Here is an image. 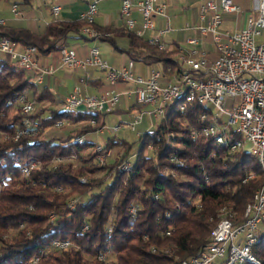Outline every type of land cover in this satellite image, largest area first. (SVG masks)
Returning <instances> with one entry per match:
<instances>
[{
	"label": "trees",
	"instance_id": "16d2710c",
	"mask_svg": "<svg viewBox=\"0 0 264 264\" xmlns=\"http://www.w3.org/2000/svg\"><path fill=\"white\" fill-rule=\"evenodd\" d=\"M84 26L80 21L50 22L34 31L0 24V37L21 49L34 46L41 54L59 53L67 47L70 34H80ZM109 31H99V39L123 51L131 61L159 64L165 75L179 71L178 59L176 63L173 57L178 50L159 49L129 30L116 32L127 40V48L120 49ZM0 54V132L7 135L0 141V264H179L207 247L225 217L224 209L234 224L244 222L245 210L263 183L261 165L248 149L232 152L241 136L234 135L219 145L200 133L207 123L200 119L205 108L187 106V112L181 114L180 101L172 103L154 130L141 135L129 172L109 164L111 178L82 183L78 174L106 168L94 163L98 154L92 149L97 144L87 138L78 143L76 138L86 128L90 129L86 135L97 131L104 114L51 108L45 117L39 111L27 116L40 128L24 126L17 103L21 94L31 92L33 109L40 102L56 101L46 88L38 90L36 73L26 72ZM66 119L86 125L60 139L45 137V128ZM24 129L27 133L18 137ZM150 145L153 153L145 156ZM54 157L75 159L83 165L76 171L71 163L52 168ZM30 161L41 167L34 169L33 164L24 178L23 168ZM252 173L254 177L249 179ZM56 187L68 192L58 193ZM71 194L81 197L69 210L66 202ZM51 214H55L52 221ZM258 235L252 251L264 264V221ZM59 241L70 245L53 248Z\"/></svg>",
	"mask_w": 264,
	"mask_h": 264
},
{
	"label": "built area",
	"instance_id": "2783aa9c",
	"mask_svg": "<svg viewBox=\"0 0 264 264\" xmlns=\"http://www.w3.org/2000/svg\"><path fill=\"white\" fill-rule=\"evenodd\" d=\"M99 0H86V11L79 16L80 22L95 21L97 4ZM256 8L248 13L246 27L233 33L218 31L221 24V14L243 13L241 8L232 0H205L199 7L197 26L198 36L186 41L189 48L178 49V74L165 75L161 68H152L147 78L133 74V61L129 60L120 69L111 67L102 59L98 48L91 47L88 56L78 59L73 49L63 47L59 51L60 67L67 70L96 68L104 74L107 84L112 90L98 96L81 95L78 89L72 90L64 99L63 109L73 112L108 113L115 110L122 97L116 88L121 83L135 85L134 94L136 102L141 108L133 115L130 128L134 130L144 115L155 121L165 118L169 101L177 96V91L199 87L200 100L218 109V118L224 120L223 128H216L211 133H220L224 137L241 135L245 139V148L259 152L264 160V41L257 42L264 33V0H254ZM61 8L53 6L51 12L58 16ZM165 6L157 4V0H120V15L124 19L127 30L135 28L132 17L134 11L139 12L142 18L140 30L135 31L138 37L155 28V17L165 15ZM11 12L15 17L22 16L18 6L13 4ZM0 24H3L0 21ZM165 31H160L163 35ZM89 40H98L100 33L83 34ZM215 53L211 61H201V53L206 52L203 44L206 40ZM149 44L165 49L157 38L150 39ZM0 53L16 61L28 73H36V80L40 83L42 76L51 75L52 66H41L35 60L38 50L34 46L18 49V46L7 37H0ZM167 72H170L167 70ZM126 91L124 94H130ZM10 103V102H9ZM17 103L21 113L28 116L33 111V104L26 95L21 94ZM187 112V106L180 110L181 114ZM205 118L200 115V119ZM24 126L31 124L27 119L22 121ZM91 124H93L91 122ZM119 126L107 132L114 133ZM104 129H98L103 134ZM21 130L18 137L25 135ZM193 137L196 133L193 130ZM77 140H84L78 137ZM236 143H234L235 145ZM96 151L102 152L103 147L96 146ZM98 161L103 163L104 156L100 153ZM30 161L23 168L28 172ZM253 174V173H252ZM250 174V175H252ZM77 202L69 204L74 207ZM135 210H132L134 213ZM264 221V187L259 196L254 197V206L249 211L245 224L223 225L213 235L212 243L193 257L187 264H216L218 259H224L225 264H238L243 257L256 258L252 252V242L257 238L259 226ZM87 229V226H85ZM167 232L166 234H168ZM68 241H59L52 244L55 249H66ZM34 260H37L34 259Z\"/></svg>",
	"mask_w": 264,
	"mask_h": 264
},
{
	"label": "crops",
	"instance_id": "0c3cea01",
	"mask_svg": "<svg viewBox=\"0 0 264 264\" xmlns=\"http://www.w3.org/2000/svg\"><path fill=\"white\" fill-rule=\"evenodd\" d=\"M40 3L37 6V10L41 18L35 20L34 16V5L31 0H21L16 4H19L21 8L22 20H13V23L19 25H12L11 23L3 22L6 26L18 27V28H27L34 31H41L48 23L58 22V23H70L78 22L79 16L86 11V0H40ZM205 0H157V4L164 5L165 15L155 17V28L153 30L145 31L140 37L143 41L148 42L150 39L157 38L165 48L168 50H178L179 48H189L186 41L190 38L198 36L197 26L199 25L198 12L199 7L204 3ZM232 2L239 6L243 13H225L221 14L222 21L219 27L222 26L225 32H236L241 31L246 27V19L248 13L256 8V3L254 0H232ZM43 5V6H42ZM53 6H59L61 8L58 16H54L51 12ZM19 9V7H18ZM132 17L135 20V28L131 32L140 30L142 26V18L139 12L134 11ZM18 18V17H16ZM87 25L85 23V28ZM82 28V29H83ZM93 28L97 31H103L110 29L113 32L110 36V39H113L118 48L126 49L127 40L123 36H119L116 32L121 30H127L125 26L124 19L120 15V0H99L97 4V14L95 16V21ZM160 31H165L163 35H159ZM101 43L108 44L111 51L106 55L101 54L103 60H105L111 67L115 69H120L123 67L130 59L128 56L120 50L114 49L111 44L107 41L98 39ZM93 40H89L81 34L71 33L70 37L67 39V47L73 49L76 53L78 59H84L88 56L89 49L91 47H96L100 49L97 44L89 46V43ZM18 49L21 48L18 46ZM203 49L207 52V57L209 59L215 58V53L211 50L210 41L207 39L203 44ZM213 49V48H212ZM100 52V51H99ZM117 53L119 55H117ZM110 55V56H109ZM174 60L178 59V52L174 54ZM35 60L41 66H52L54 71L51 75H43L41 82L37 83L34 79L35 85L38 90L46 88L53 96L56 101L53 106H56V109H63L64 99L67 94L74 90L78 89L81 95L88 96H98L104 92L112 90L107 84L104 74L100 73L99 77H96L92 70L86 69H75L67 70L60 67L59 53L51 52L49 54L37 53L35 55ZM177 63V62H176ZM179 63V62H178ZM133 74L135 76H140L147 78L149 72L152 68H160L159 64L146 65L143 63L133 62ZM137 64H143L148 67L140 68ZM159 65V67L157 66ZM96 71V70H95ZM144 74V76L141 75ZM61 80H72L75 84L71 90H68L66 95L60 99L58 95L52 89V86ZM135 85L131 83H121L117 86L116 91L123 93L120 99L119 106L106 114L114 112H133L132 108H137L136 112L139 113L143 110H148L149 108H141L137 102L135 94ZM126 91L131 92L130 94H124ZM134 98V103L130 105V101ZM52 105V104H51ZM128 108V110H126ZM136 113V114H137ZM135 115V114H134ZM104 116L102 119L103 125ZM149 119V123L152 125L155 120ZM135 128V127H134ZM132 130V129H131ZM133 131V130H132ZM111 135V134H110Z\"/></svg>",
	"mask_w": 264,
	"mask_h": 264
},
{
	"label": "rangeland",
	"instance_id": "374dc122",
	"mask_svg": "<svg viewBox=\"0 0 264 264\" xmlns=\"http://www.w3.org/2000/svg\"><path fill=\"white\" fill-rule=\"evenodd\" d=\"M19 1H21V0H0V20H3L4 22H7V23H11L12 25H19V24L13 23V20H16V19L22 20V22H24L25 19H23L22 16L16 18L14 16V14L11 12L12 5L18 3ZM31 1H33V5H34L33 9H34L35 20H38L39 18H41V16L38 13L37 6H41L39 4L40 3L42 4V1H40V0H31ZM16 5L19 7L18 10L21 12L22 10H21L19 4H16ZM1 25H4V24H1ZM223 30L224 29L222 28V26L218 28V31L221 33L225 32ZM262 41H264V33L259 39H257V42H262ZM95 44H97L99 46V48H100L99 51L103 55L104 54L106 55L108 52L111 51L108 44L101 43L99 40H93L92 42L89 43V46H92ZM211 50H213L212 46H211ZM117 55H119V54L117 53ZM0 57H2L1 54H0ZM137 65H139V67L142 69L148 67V66L143 65V64H137ZM157 66L159 67V65H157ZM88 69L92 70L96 77L100 76V73H99L100 71H98L96 68H90L89 67ZM141 75L144 76V74H142V73H141ZM74 85L75 84L73 83L72 80H61L60 82H57L56 84H54L52 86V89H54V92L58 95V97H60V99H62L66 95L67 91L71 90L74 87ZM26 97L30 101L33 99L31 92H27ZM54 103L55 102H52V101L51 102L50 101L40 102L39 104L34 106L32 113L34 114L35 111L36 112L39 111L40 116L45 117V116H47V114L49 113L51 108H55V109L57 108L56 106H53ZM133 103H134V98L130 101V105H132ZM7 104L12 105V102L8 101ZM211 108H213V107L211 106ZM132 109H133V112L125 111V112H114V113L106 114L104 116L105 125H100L101 123H98L97 127H96L98 129H102L103 128L102 126H104V128L106 130H104L103 134L98 133V130H97L91 134L88 133L89 135H86V134H84L85 131L90 130V129L86 128L84 130V132H82L80 135H78V137L87 138L88 140H91L92 142H94L97 145H100L102 147L105 146V144L109 138H113V140H108V146H107L106 150H104V151L102 150V152H98L95 149L96 147L94 149H92V151L94 153H97L98 155H100V153H101L104 156L103 163H100L98 161V155L95 158L94 163L97 164L98 167H102V168H106V169L102 172H99V173L97 172L94 174H90V173L78 174L77 176L82 183L89 182L91 179H100L101 180L104 177L107 179L111 178L112 174L109 173L108 171L112 170L113 167H109L108 166L109 164L110 165L112 164V166L115 165L114 169L119 170L122 173H127L130 171V166H131V164H133L135 162L136 155H137L139 148H140L139 139H140L141 135L145 134L146 132L153 131L155 126L159 122V121H154V123L151 125L149 123V119H148L149 117L144 115L142 120L138 124L135 125V128L132 131L130 128V125L132 124V121H133V115L137 113L136 112L137 108H132ZM19 110H20V108H19ZM126 110H128V108H126ZM20 112H21V110H20ZM13 115H14V113H12V115H10V116H13ZM24 119H27L29 121V123L31 124L30 126H33L34 128H40L39 125H37L36 121H30L29 118H27V116H24L23 120ZM85 125H86L85 123H80V122L76 123V122H73L71 120L66 119V120H63L62 122H57L54 126H51L49 128H45L43 130V134L45 135L46 138H55V139L58 138V139H60L62 136L67 135L72 130L81 129ZM116 126H119V129L117 131H115L114 133H111V135H110L107 131L113 129ZM6 138H7V135L0 132V141L4 140ZM77 138H76V141L78 143H80V141L77 140ZM120 141H124V142L121 143ZM151 147L152 146L150 145L145 149V151H144L145 156H151L152 155L154 149H152ZM85 158H87V157H85ZM33 163L35 165L34 169L41 167L39 162L34 161ZM68 163L72 164L71 167L74 171L78 170V168L83 165L82 162L76 161L75 159H68V158L64 159V158H60V157H54L50 161V166L52 168H56L59 165H65ZM105 165L107 167H105ZM31 171L32 170L30 169V167H29L28 172H26V170L23 169V177L24 178L28 177V175L30 174ZM54 191H56L58 193H63V194L68 192V191H63L60 187H56L54 189ZM80 197L81 196L78 194L69 195L67 198V202H66L67 208L69 210L74 209L77 204L73 208L70 207L69 204H73L75 202L78 203L80 201ZM132 210H135V208H131V212H132ZM222 215H223V211H222ZM54 219H55V214H51L50 220L52 221ZM85 230L86 229L84 227L83 231H85ZM99 258L103 259L104 256H100ZM223 261H224V259H218L216 261V264H220Z\"/></svg>",
	"mask_w": 264,
	"mask_h": 264
},
{
	"label": "bare ground",
	"instance_id": "6f19581e",
	"mask_svg": "<svg viewBox=\"0 0 264 264\" xmlns=\"http://www.w3.org/2000/svg\"><path fill=\"white\" fill-rule=\"evenodd\" d=\"M84 23H86L87 26L85 28H83L80 33L93 34L95 32H99V31H97V30H95L93 28L94 21H88V22H84ZM100 37H101V34H100ZM201 61H211V59H209V57H207V52L201 53ZM179 71H180V64H179ZM178 72H177V74H178ZM36 82L39 83L37 80H36ZM177 101H180L179 110L183 109L186 106H194V105H199V106H202L203 108H205V110H206V113H204L205 118H202V120L207 122V123H205V126L202 128L200 133L202 135H204L206 138H211V139L215 140L216 143L219 144V145H223V144H225L226 140H230V137H224V135H222L220 133H211V132H213V130H216V128H223L224 127V120L217 119L218 118V109L216 107L212 106L213 108H211V105H209L207 103H204L203 101L200 100V89H199V87H191V91H190V89H183L182 91H177V96L173 97L169 101L168 106L171 105L174 102H177ZM187 110H188V107H187ZM69 112H73V111H69ZM73 113H76V112H73ZM165 115H166V112H165ZM209 115H213L212 117L210 116L212 118L211 120H209V119L207 120ZM208 121H210V123H208ZM102 129H104V127ZM238 136H241V135H238ZM79 141H80V143L83 142V140H79ZM235 143L236 144L235 145L233 144L232 147H231L232 152L239 151V150H242L243 148H245V139L244 138H242V139L240 138V141H236ZM248 150L254 157H256V159L258 160L259 164L261 165V169H262L263 174H264V160H262V158L260 157L259 152L256 151V150H252V149H248ZM33 164L34 163H32L31 166ZM28 171H29V168H28ZM253 177H254V174H252L249 177V179H251ZM262 187H264V179H263L262 186L256 192L255 197L259 196V193H260ZM253 206H254V200L246 208L245 213H244V222L242 224H245V222L247 221L248 213L253 208ZM223 212H224L223 216L225 215V217L218 224L217 228L213 232V235L223 225H237V224H234L232 222V220H231L232 216L227 214L225 209L223 210ZM213 235H212V240H213ZM212 240L210 241L209 244L212 243ZM256 243H257V238L253 240L252 248H253V246ZM209 244L207 245V247L209 246ZM187 262L188 261H184V262L182 261L179 264H187ZM238 264H261V262H260V260L257 257L256 258L243 257V258H241L239 260Z\"/></svg>",
	"mask_w": 264,
	"mask_h": 264
}]
</instances>
